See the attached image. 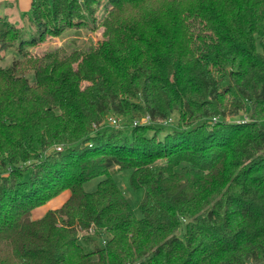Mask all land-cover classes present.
<instances>
[{
    "label": "trees",
    "instance_id": "1",
    "mask_svg": "<svg viewBox=\"0 0 264 264\" xmlns=\"http://www.w3.org/2000/svg\"><path fill=\"white\" fill-rule=\"evenodd\" d=\"M23 15L0 17V264H264V0H32ZM89 18L97 43L30 51Z\"/></svg>",
    "mask_w": 264,
    "mask_h": 264
},
{
    "label": "rangeland",
    "instance_id": "2",
    "mask_svg": "<svg viewBox=\"0 0 264 264\" xmlns=\"http://www.w3.org/2000/svg\"><path fill=\"white\" fill-rule=\"evenodd\" d=\"M14 11V3L10 2L8 0L2 1L0 0V15L8 17L12 19H16L19 21L20 24H22L24 27L28 28L29 20L27 16H24L23 13H17ZM104 15V11L102 10V7L99 8L96 16L97 19L101 20ZM86 23L83 26L74 27L71 29H67L64 31L63 34L57 37H50L46 41L41 42L37 46L29 48L30 51L34 54H43L46 52H50L51 54L63 58L67 56L74 48H84L90 44L91 39L93 40V43H97L99 38L102 35V28L97 23H94L91 18L88 19ZM16 57V54L14 50L9 49L4 53L3 58V64L8 65L12 62V60ZM117 119V118H116ZM253 118L251 114L247 111L237 110V109H231L230 113L227 116V120L233 121L236 123H244L249 122ZM119 121V122H118ZM176 121L175 117L170 121L174 122ZM124 120L120 119L117 120V124H122ZM117 124H113L111 121H109L110 126H117ZM130 171L129 170H122L118 172L115 175V179L118 182L120 188L122 189L124 195L128 199V201L133 206L134 210L136 211V214L138 216L141 215L139 210V201L142 197L141 191H134L130 186ZM97 180L93 179L85 184L86 189H92L96 185ZM69 192H64L56 199H53L49 201L46 205L38 208L35 213L34 217L41 216L44 211H46L48 208H54L61 204V202L65 199ZM102 242V239H95L92 243H90L87 248H92L94 245L99 244Z\"/></svg>",
    "mask_w": 264,
    "mask_h": 264
},
{
    "label": "crops",
    "instance_id": "3",
    "mask_svg": "<svg viewBox=\"0 0 264 264\" xmlns=\"http://www.w3.org/2000/svg\"><path fill=\"white\" fill-rule=\"evenodd\" d=\"M2 1H6V0H2ZM10 2H13L14 3V11L17 12V13H24V12H27L29 9H30V6H31V1L32 0H8ZM14 12V13H15ZM1 17V15H0ZM67 192V191H66ZM69 196V193L67 194V196L65 197V199L61 202V204L66 200V198ZM56 199V198H55ZM60 204V205H61ZM59 205V206H60ZM58 207V206H57ZM56 208V207H54ZM50 209V208H48ZM47 209V210H48ZM46 210V211H47ZM45 212V211H44ZM39 217V216H38Z\"/></svg>",
    "mask_w": 264,
    "mask_h": 264
},
{
    "label": "built area",
    "instance_id": "4",
    "mask_svg": "<svg viewBox=\"0 0 264 264\" xmlns=\"http://www.w3.org/2000/svg\"><path fill=\"white\" fill-rule=\"evenodd\" d=\"M148 120H149L148 116H145V117H142L140 119L135 120L134 124L136 125L137 123H147ZM213 121H216V118H213ZM111 122L116 125L117 124V119L116 118H112Z\"/></svg>",
    "mask_w": 264,
    "mask_h": 264
}]
</instances>
